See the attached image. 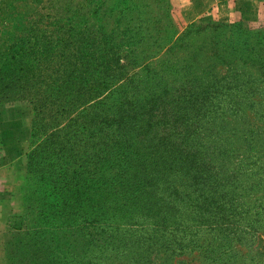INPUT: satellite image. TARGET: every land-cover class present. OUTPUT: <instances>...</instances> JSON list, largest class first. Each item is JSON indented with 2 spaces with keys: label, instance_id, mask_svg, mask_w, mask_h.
<instances>
[{
  "label": "rangeland",
  "instance_id": "1",
  "mask_svg": "<svg viewBox=\"0 0 264 264\" xmlns=\"http://www.w3.org/2000/svg\"><path fill=\"white\" fill-rule=\"evenodd\" d=\"M219 1L0 0V165L21 205L4 264H264V12ZM144 37L141 57L123 59L118 40ZM26 39L33 75L19 81L5 60ZM115 53L129 97L170 92L164 101L200 156L192 173L135 188L149 210L114 203L109 169L97 179L92 166H66L74 158L64 156L65 137L73 156L84 148L80 126L64 134L67 117L96 93L110 96L121 72ZM70 69L92 90L78 106L82 86L64 89ZM89 149L81 163L94 160Z\"/></svg>",
  "mask_w": 264,
  "mask_h": 264
},
{
  "label": "trees",
  "instance_id": "2",
  "mask_svg": "<svg viewBox=\"0 0 264 264\" xmlns=\"http://www.w3.org/2000/svg\"><path fill=\"white\" fill-rule=\"evenodd\" d=\"M104 6L105 4H101L96 13L98 14ZM132 9L133 7L129 6L123 10V13H130ZM140 9L142 7H137L138 12ZM145 39V37L141 38L139 42L133 38L118 40L122 44L118 46L117 50L119 52L126 46L127 53L123 59L127 58L128 53L135 54V50L136 56L141 57L138 52L141 51L142 46H145ZM77 41L82 43L83 38L80 37ZM16 46H14L16 49L13 54L11 51L7 53L9 55L5 61L12 62L13 70L10 69L9 71L12 75L15 74L20 81V74L30 71L27 65L33 52L30 39H26ZM114 55L115 61L118 64L122 63V57L116 53ZM80 59L85 60L87 57H80ZM87 62L89 63V60ZM135 62L137 59H134ZM88 63L82 69L80 66L79 70H85L89 66ZM134 65H138V63ZM124 68L125 65L120 64L118 70L121 72L115 74V77H118L117 83L109 92L110 96H108L109 94L96 93L99 98L90 99L86 105L74 108L81 110L75 117H67V124H64V134L68 133L70 128L80 126L79 129L81 130H79V134H76V138L77 142H81L84 148L73 156L75 148H70V137L66 136L64 156L69 155L67 161L74 158L71 165L66 163V166L70 168H75L78 163L80 170H87L88 167L86 166H92L94 170L92 175L100 177L97 179L105 177L104 168L109 169L112 177L109 180L105 178V182H113L114 193L111 194V197L114 198L115 204L117 201H123L125 206L149 210V205L141 201L142 194L135 192V188L138 185L144 187L149 185L159 189L160 184L172 176L186 172L187 174L192 173L195 166L200 164V156L198 151L194 150V142L190 140L192 133L189 132V125H185L184 121L180 123L179 114H174V108L164 101L171 95L170 92L168 90L156 92L143 101L129 97L127 92L129 78L123 74ZM2 71L0 67V75L3 73ZM31 74L33 75V72H29V75ZM64 78V89H71L68 86L69 83L76 84L77 82L79 86H82L78 90L79 94H75L80 98L74 100V106H78L82 97L91 95L92 90L84 85L86 81L84 74L77 75L74 69L64 70ZM93 92H96V89H93ZM93 126H95L94 130H92ZM53 136L52 133L35 150L47 144ZM89 148L97 151L92 154L94 160L81 163L80 161L86 150H90ZM34 153L32 152V154ZM203 166L206 165L203 164ZM73 170L77 172L75 175L80 174V170ZM68 173L69 171L66 170V176ZM192 178L197 180L199 175L194 174ZM144 187L139 186L138 190L145 189ZM98 204L101 208L107 206V203L103 201Z\"/></svg>",
  "mask_w": 264,
  "mask_h": 264
},
{
  "label": "crops",
  "instance_id": "3",
  "mask_svg": "<svg viewBox=\"0 0 264 264\" xmlns=\"http://www.w3.org/2000/svg\"><path fill=\"white\" fill-rule=\"evenodd\" d=\"M223 1H219L221 5ZM231 2L234 6L237 3L248 6L249 13L254 12L258 17L264 12V0H231ZM16 192L17 184H13L10 179V171L6 166L0 165V264H4L5 235L10 216L15 210L21 209Z\"/></svg>",
  "mask_w": 264,
  "mask_h": 264
}]
</instances>
